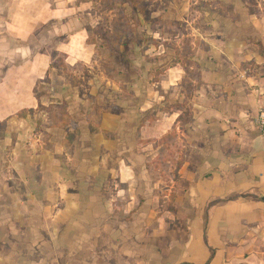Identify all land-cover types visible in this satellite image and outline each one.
<instances>
[{
    "label": "crops",
    "instance_id": "0c3cea01",
    "mask_svg": "<svg viewBox=\"0 0 264 264\" xmlns=\"http://www.w3.org/2000/svg\"><path fill=\"white\" fill-rule=\"evenodd\" d=\"M185 3L152 30L162 72L144 96L131 90L132 104L119 97L115 127L83 128L90 145L81 148L82 126L69 116L67 130L53 127L65 132L61 143L47 149L35 137L28 149L37 86L54 63L33 40L47 26L67 67H87L96 41L79 13L90 4L0 0V264H264V137L255 124L264 110V0ZM137 131L158 176L130 158L138 150L125 139ZM102 132L116 136L118 154L106 162L93 150ZM63 148L75 156L66 158L71 174L60 168ZM125 151L130 169L119 176ZM105 182L122 189L112 194Z\"/></svg>",
    "mask_w": 264,
    "mask_h": 264
},
{
    "label": "rangeland",
    "instance_id": "374dc122",
    "mask_svg": "<svg viewBox=\"0 0 264 264\" xmlns=\"http://www.w3.org/2000/svg\"><path fill=\"white\" fill-rule=\"evenodd\" d=\"M140 1L142 2V13L126 4L125 0H80V2L90 4L88 11L82 8L79 14L82 17L80 18L82 24L87 26L90 22L92 23L89 27L92 28L91 35L92 39L96 41L97 50L94 56L95 59L87 67L81 66L79 69L67 70L60 66L61 63L62 65L65 64L66 58L61 54L55 53L54 45L57 41L56 39L52 41V32L48 31L47 26L37 32L33 43H37L40 50H48L52 54L54 63L46 80L37 86L40 108L37 111V115L31 116L29 120L31 133L30 137L25 140L28 149L34 143L35 137L41 140L44 148L48 147L52 149L57 143H61L66 134L62 130H57L53 127L61 120L67 121V117L69 116L73 124H80L82 126L83 140L79 147L83 148L87 146L88 149L90 142H85L87 141L85 138L88 131L85 130L86 134L84 135L83 128L87 129L89 125L98 126V128H102L103 126L109 128L115 127L116 123L115 121L112 122L114 120L112 116H116L117 100H119V97L123 96L125 102L129 101L128 103L132 104L134 101L132 96H135L136 93L131 90L137 91V93L140 92V95L144 96L143 92L147 90L144 83L147 84L149 80L159 77V73L162 72L161 69L163 68L160 67L163 57L159 53L163 49L160 51L159 48L161 46L156 44L152 39V30L157 29L162 32L163 22L165 20H175L176 14H180V11L184 14L181 7L187 5V3H185L186 0ZM169 6L175 9L170 8L172 12L167 17L169 19H166L167 14L165 13L167 11L165 13L164 11ZM155 17L158 20L157 22H159L157 24L159 28H152L150 25V21L154 20L153 18ZM98 29L101 30L102 34L104 33L103 36H101L102 34L95 36ZM154 49H156V52L151 53ZM135 80L136 87L134 88L133 83ZM136 105L139 104H134V106ZM138 123L145 125L146 121L144 122L140 119V122H137V126ZM130 126L131 123H129L128 127ZM70 132H72V136L75 135V139L77 137L75 131L72 130ZM107 134H100L98 147L95 142L93 143L95 144L93 146L94 154L100 155V158L105 162L106 160H113L115 155L118 154L113 149L115 146L113 142H115L116 136L109 132ZM105 137L109 138L108 143L112 142L110 145L112 146L111 152L103 149L104 145L102 144H104L103 140ZM144 138L145 136H142L140 131H137L134 137L131 134L125 139V144H134L136 146L135 149L138 150L135 152L136 155L130 156V158H135L137 162L140 159L143 160L140 162L143 165V170L154 176H158L160 174L158 168L154 170L151 164L153 157L144 148ZM63 149L65 151H62L60 155V168L63 171L66 170L67 173L70 171L71 174L75 165L66 160L69 156H64L68 155L69 152L67 148ZM126 154L125 151L124 160L126 164L118 168L123 171L118 173L119 176L125 174L130 169L128 167L130 166L129 162L125 157ZM74 157L73 153L69 159L74 161ZM63 173L66 174V172ZM116 174V172L113 173V175ZM104 184L106 188L103 190L112 194L122 189L120 183L118 187H116L117 184L115 182H105ZM122 200L116 203L118 208H122V205L123 207L127 205L128 199L124 198Z\"/></svg>",
    "mask_w": 264,
    "mask_h": 264
},
{
    "label": "trees",
    "instance_id": "16d2710c",
    "mask_svg": "<svg viewBox=\"0 0 264 264\" xmlns=\"http://www.w3.org/2000/svg\"><path fill=\"white\" fill-rule=\"evenodd\" d=\"M142 1H143V0H142ZM125 3L128 4L129 6H131L132 8H135V9L139 10L140 13L143 12V8L141 7V3H142V2H141L140 0H125ZM100 34H102V33H101V30L98 29L97 32L95 33V36H96V35H100ZM63 64H64V63H63ZM60 66L66 68L67 70L69 69V68L67 67L66 64L62 65V63H61ZM69 70H70V69H69ZM68 122L70 123V122H72V120L70 119V121H68ZM70 124H72V123H70ZM67 125H68V124H67V121H66V120H65V121H64V120H61L60 122L56 123V124L54 125V127H59V128H62V129L67 130V128H68ZM171 137H172V136H169V137H168V138H169V140H168L169 142L172 141V140H170Z\"/></svg>",
    "mask_w": 264,
    "mask_h": 264
},
{
    "label": "built area",
    "instance_id": "2783aa9c",
    "mask_svg": "<svg viewBox=\"0 0 264 264\" xmlns=\"http://www.w3.org/2000/svg\"><path fill=\"white\" fill-rule=\"evenodd\" d=\"M255 124L260 134L264 137V110L259 112Z\"/></svg>",
    "mask_w": 264,
    "mask_h": 264
}]
</instances>
